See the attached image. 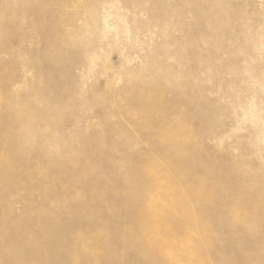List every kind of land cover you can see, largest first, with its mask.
I'll return each instance as SVG.
<instances>
[{
  "label": "rangeland",
  "instance_id": "obj_1",
  "mask_svg": "<svg viewBox=\"0 0 264 264\" xmlns=\"http://www.w3.org/2000/svg\"><path fill=\"white\" fill-rule=\"evenodd\" d=\"M171 186L264 264V0H0V264H171Z\"/></svg>",
  "mask_w": 264,
  "mask_h": 264
},
{
  "label": "bare ground",
  "instance_id": "obj_2",
  "mask_svg": "<svg viewBox=\"0 0 264 264\" xmlns=\"http://www.w3.org/2000/svg\"><path fill=\"white\" fill-rule=\"evenodd\" d=\"M193 193L192 190H188L179 194L172 186L165 191V199L169 205L175 209L178 215L193 223L189 228H185L180 236L162 222L158 212L151 215V223L148 226V230H150L148 242L156 246L171 264H208L198 245L209 238V233L206 226L202 223V225L199 224L201 214L196 209L201 203L210 201L211 195L199 192L198 199ZM160 202V200H154L155 204ZM241 214L244 213L238 210L232 217L239 218L242 217ZM199 230L202 235L197 233Z\"/></svg>",
  "mask_w": 264,
  "mask_h": 264
}]
</instances>
